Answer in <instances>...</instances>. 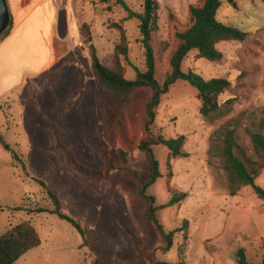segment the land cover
Listing matches in <instances>:
<instances>
[{
  "label": "rangeland",
  "instance_id": "obj_1",
  "mask_svg": "<svg viewBox=\"0 0 264 264\" xmlns=\"http://www.w3.org/2000/svg\"><path fill=\"white\" fill-rule=\"evenodd\" d=\"M123 1L132 12L142 13L143 0ZM203 2L156 0L157 29L151 44L160 85L170 73V57L179 44L176 34L191 25L189 7ZM235 2L232 8L223 1L216 21L247 33L246 40L219 43V62L198 59L191 51L181 65L183 72L205 80L230 82L218 97L219 105L233 100L230 111L217 119L203 117L196 90L177 81L161 97L150 134L144 131L150 88L133 91L113 129L107 135L99 131L104 90L91 70L80 26L89 25L104 67L117 69L115 48L123 35L128 57L119 55V63L124 78L135 79L133 67L144 71L139 21L128 19L114 1L106 5L73 0L75 38L66 57L36 62L39 68H29L30 72L20 64L13 68L16 60L8 59L10 69L0 72V137L11 150L0 145V236L26 221L41 241L15 264H237L240 249L249 263L264 264V202L250 187L230 196L221 158L227 122L238 119L232 125L236 143L253 157L246 130L257 131L264 120V0ZM51 71L57 75L55 89L47 83ZM179 136L185 138L181 156L170 157L166 147L156 144L158 137ZM143 139L153 143L161 175L147 194L157 206L166 205L172 195L186 194L175 206L157 212L166 232L188 222L186 230L174 233L167 252L138 195L143 181L135 173L149 172L148 161L138 150ZM66 152L85 168L107 175L77 172ZM124 167L127 171L120 170ZM38 181L57 196L61 212L80 224L83 237L50 213L53 206ZM255 185L264 190V171Z\"/></svg>",
  "mask_w": 264,
  "mask_h": 264
},
{
  "label": "trees",
  "instance_id": "obj_2",
  "mask_svg": "<svg viewBox=\"0 0 264 264\" xmlns=\"http://www.w3.org/2000/svg\"><path fill=\"white\" fill-rule=\"evenodd\" d=\"M99 1L106 5L114 1L115 4L125 9L128 13V19H137L139 21L140 43L144 56V71H139L133 67L136 73L135 79L127 80L122 74L119 63V55H122L125 59L128 57L127 47L124 45V36L122 35L121 43L115 48L117 69L110 70L101 64L97 56L96 49L92 44L89 25L82 24L80 26L79 35L83 40V44L87 47L91 70L95 79L104 90V94L101 96L102 121L98 126L99 131L103 135H107L113 129L120 110L129 100L131 93L136 89L143 88H150L152 90L151 99L145 105L147 120L144 131L146 135L150 134L149 128L155 120L156 110L161 103V97L167 94L169 88L177 81H184L196 90L197 98L201 103L199 112L203 117L213 120L229 113L233 100H228L224 104L219 105L218 97L230 88V82L220 78L205 80L192 72H183L181 65L191 51L197 52L198 59L219 62L222 59L221 52L216 48L219 43L231 41L243 42L246 40L247 33L237 28L222 25L216 21V15L222 2L224 1L232 8H236L235 0H204L200 7H189L188 12L191 25L184 32L176 34L179 44L170 57V73L162 85L155 78V55L151 44L153 33L157 29L158 5L156 0H143V11L139 14L132 12L123 0ZM11 27L12 22L10 21L9 27L2 34L1 40L9 35ZM56 78L57 75L53 71L47 74V83L53 89L56 87ZM237 123L238 119H232L227 122L222 128L221 134V158L223 160V169L226 173L229 194L230 196H235L240 189L250 187L254 194L264 202V190L255 185V180L264 171V120L261 119L259 121L257 131L246 130L250 138L253 157L246 155L236 143L235 129L232 128V125H236ZM184 141L185 138L183 136L169 140L158 137L156 144L166 147L170 157H177L182 154ZM0 145L5 150L11 151L2 137H0ZM152 146L153 143L148 140L143 139L140 141L138 150L147 159L149 172L144 175L135 173V175L143 181L139 187L138 195L146 205V217L155 226L156 231L165 244L163 251L167 252L172 246L174 233L186 230L188 222L183 221L181 228L172 232H166L158 220L157 212L165 207L175 206L186 197V194L172 195L169 202L163 206H157L155 198L147 194L148 188L154 185L161 177L159 163L155 158ZM65 154L69 163L72 164L77 172L85 176L97 178L107 175V173L95 172L80 165L70 152H66ZM119 154L124 164H126V154L121 150ZM120 170L127 171L125 167ZM38 184L44 189L51 201L53 210L50 213L58 217V219L66 221L83 237L84 232L80 224L61 212L57 196L44 182L38 181ZM40 211L44 212V210ZM40 244V238L34 227L29 222L23 221L0 236V264H15L29 251L38 248ZM236 256L237 264H251L247 261L244 250H238Z\"/></svg>",
  "mask_w": 264,
  "mask_h": 264
},
{
  "label": "crops",
  "instance_id": "obj_3",
  "mask_svg": "<svg viewBox=\"0 0 264 264\" xmlns=\"http://www.w3.org/2000/svg\"><path fill=\"white\" fill-rule=\"evenodd\" d=\"M7 6L12 27L0 42V72L10 69V58L16 60L13 68L20 64L30 72L39 68L36 62L66 57L71 52L75 38L73 0H7Z\"/></svg>",
  "mask_w": 264,
  "mask_h": 264
},
{
  "label": "water",
  "instance_id": "obj_4",
  "mask_svg": "<svg viewBox=\"0 0 264 264\" xmlns=\"http://www.w3.org/2000/svg\"><path fill=\"white\" fill-rule=\"evenodd\" d=\"M10 24V15L7 0H0V36L7 30Z\"/></svg>",
  "mask_w": 264,
  "mask_h": 264
}]
</instances>
